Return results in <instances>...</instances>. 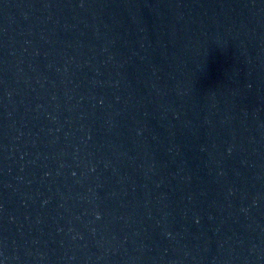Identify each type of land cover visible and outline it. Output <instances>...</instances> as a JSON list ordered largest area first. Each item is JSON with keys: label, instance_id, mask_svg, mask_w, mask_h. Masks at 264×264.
<instances>
[{"label": "water", "instance_id": "95a60500", "mask_svg": "<svg viewBox=\"0 0 264 264\" xmlns=\"http://www.w3.org/2000/svg\"><path fill=\"white\" fill-rule=\"evenodd\" d=\"M0 264H264V0H0Z\"/></svg>", "mask_w": 264, "mask_h": 264}]
</instances>
